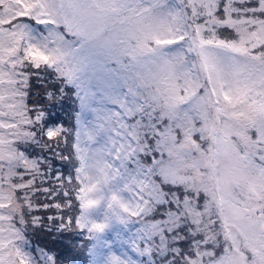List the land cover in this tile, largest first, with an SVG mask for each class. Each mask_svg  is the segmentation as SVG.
I'll return each instance as SVG.
<instances>
[{
    "label": "snow or ice",
    "instance_id": "snow-or-ice-1",
    "mask_svg": "<svg viewBox=\"0 0 264 264\" xmlns=\"http://www.w3.org/2000/svg\"><path fill=\"white\" fill-rule=\"evenodd\" d=\"M0 264H264V0H0Z\"/></svg>",
    "mask_w": 264,
    "mask_h": 264
},
{
    "label": "trees",
    "instance_id": "trees-1",
    "mask_svg": "<svg viewBox=\"0 0 264 264\" xmlns=\"http://www.w3.org/2000/svg\"><path fill=\"white\" fill-rule=\"evenodd\" d=\"M38 235H34L32 242L38 243L39 246L43 245L45 247H56L51 243V240L49 237H47L46 235L42 234V233H37ZM56 251H59V248L56 247Z\"/></svg>",
    "mask_w": 264,
    "mask_h": 264
},
{
    "label": "rangeland",
    "instance_id": "rangeland-1",
    "mask_svg": "<svg viewBox=\"0 0 264 264\" xmlns=\"http://www.w3.org/2000/svg\"><path fill=\"white\" fill-rule=\"evenodd\" d=\"M57 166H58V167H63L62 165H59L58 162H57ZM64 171L66 172V171H67V168H64ZM34 235H38V234H37V233H35V234H31V233H30L31 239H33V236H34ZM32 243H33V246H34V247L38 245V243H35V242H32ZM41 247H45V246L41 245Z\"/></svg>",
    "mask_w": 264,
    "mask_h": 264
}]
</instances>
